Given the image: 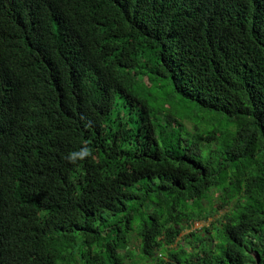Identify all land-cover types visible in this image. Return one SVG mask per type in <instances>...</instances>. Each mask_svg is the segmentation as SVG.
Wrapping results in <instances>:
<instances>
[{"label":"trees","instance_id":"trees-1","mask_svg":"<svg viewBox=\"0 0 264 264\" xmlns=\"http://www.w3.org/2000/svg\"><path fill=\"white\" fill-rule=\"evenodd\" d=\"M0 264H264V0H0Z\"/></svg>","mask_w":264,"mask_h":264},{"label":"rangeland","instance_id":"rangeland-1","mask_svg":"<svg viewBox=\"0 0 264 264\" xmlns=\"http://www.w3.org/2000/svg\"><path fill=\"white\" fill-rule=\"evenodd\" d=\"M164 107H166L168 109V106L165 104ZM212 201H213V205L214 207L216 208V210L214 211V214L212 217H209L207 220H201L199 221L200 223L199 226H196V227H187L184 232H182L181 234V237L180 238H183V236H185V234L189 231H195V232H199L201 231L202 227L203 226H209V223L214 221V219H222L223 218V215H224V212L226 211V209H222L218 206V202L216 201L217 199L216 198H213V195H212ZM206 206H209V203H205ZM218 209V210H217ZM211 232H213V229H211ZM130 250L134 253V259L138 262L141 261V259H139V254H140V251H139V240L138 239H133L132 243H131V246H130ZM131 258L130 255L127 259V261H131Z\"/></svg>","mask_w":264,"mask_h":264},{"label":"clouds","instance_id":"clouds-1","mask_svg":"<svg viewBox=\"0 0 264 264\" xmlns=\"http://www.w3.org/2000/svg\"><path fill=\"white\" fill-rule=\"evenodd\" d=\"M198 223H200V222H199V220H198V221H194V222H193V225H192V227L199 226V224H198Z\"/></svg>","mask_w":264,"mask_h":264},{"label":"water","instance_id":"water-1","mask_svg":"<svg viewBox=\"0 0 264 264\" xmlns=\"http://www.w3.org/2000/svg\"><path fill=\"white\" fill-rule=\"evenodd\" d=\"M257 261H259V256L257 255Z\"/></svg>","mask_w":264,"mask_h":264}]
</instances>
